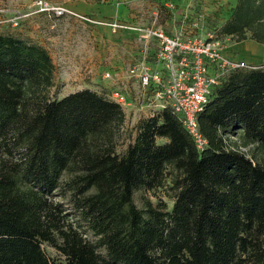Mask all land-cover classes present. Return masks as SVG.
<instances>
[{"label":"trees","instance_id":"obj_1","mask_svg":"<svg viewBox=\"0 0 264 264\" xmlns=\"http://www.w3.org/2000/svg\"><path fill=\"white\" fill-rule=\"evenodd\" d=\"M224 15L210 32L200 16L203 32L264 47V0ZM250 66L212 88L197 150L169 106L130 132L111 92L52 98L46 52L0 35V264H264V63ZM159 190L169 207L134 205Z\"/></svg>","mask_w":264,"mask_h":264},{"label":"rangeland","instance_id":"obj_2","mask_svg":"<svg viewBox=\"0 0 264 264\" xmlns=\"http://www.w3.org/2000/svg\"><path fill=\"white\" fill-rule=\"evenodd\" d=\"M234 2L235 0H0V35L12 36L46 52L53 66L52 88L49 90L52 98H60L84 88L97 93L116 90L126 95L130 105L123 109V114L125 128L131 132L137 119L167 106L164 100L154 98L152 94H143L134 79L125 77L123 66L121 76L111 72L113 62L118 61L123 65L121 61L126 58L129 41L127 35L130 32L128 30L133 28L132 23L136 26L132 30L136 31L150 27L157 29L158 24L166 21L167 17L177 15L179 19H174L172 25L178 27V23L189 22L197 36L200 31L204 34L200 16L207 18L204 29L210 32L211 28L223 22L226 17L224 12ZM58 10L59 15L56 14ZM156 10L158 16L154 14ZM159 30L163 32L160 27ZM142 35L144 34L140 32V36ZM151 40L154 39H141L146 45ZM218 41L224 54L232 60L248 65L264 63V47L250 40L236 43L231 38L223 37ZM137 43L140 42L136 41L138 48ZM152 47L157 48L156 41ZM169 194L168 190L153 193L138 191L133 194L132 200L140 208L145 200L152 202L160 198L169 207ZM43 249L47 256L55 255L52 249Z\"/></svg>","mask_w":264,"mask_h":264},{"label":"built area","instance_id":"obj_3","mask_svg":"<svg viewBox=\"0 0 264 264\" xmlns=\"http://www.w3.org/2000/svg\"><path fill=\"white\" fill-rule=\"evenodd\" d=\"M137 30L144 34V39L151 37L157 42L155 63L160 70L150 71L136 64L126 69V75L138 81L143 94H152L167 102L180 117L195 148L201 149L205 141L197 131L196 116L212 88L230 72L252 67L228 58L220 41L201 31L197 36L178 33L168 36L152 27ZM110 98L122 110L129 106L127 97L119 91H111Z\"/></svg>","mask_w":264,"mask_h":264},{"label":"crops","instance_id":"obj_4","mask_svg":"<svg viewBox=\"0 0 264 264\" xmlns=\"http://www.w3.org/2000/svg\"><path fill=\"white\" fill-rule=\"evenodd\" d=\"M145 14H146V12H145ZM154 14L157 16L159 15L157 13V10ZM174 19L178 20L179 18L177 15H172L170 17H167L166 21H163L162 24H160V23L158 24L157 29H159V27H160L163 30V33H165L166 35H169V36L177 34V32H180L181 34L188 36V34H191V32H193L192 31L193 30L192 24H190L189 22H188V24L187 23H185V24L178 23L179 24L178 27L173 26L172 21ZM141 20H143V19H141ZM143 21H145V19ZM132 25H133L132 29L136 28V26H134L135 24L132 23ZM132 29L128 30V31H130L128 33L129 36L127 35V37H129L128 46H127L128 51L126 53L125 60L121 61L123 63V65H120L118 63V61L113 62L112 65L110 66L111 72L113 74L117 73L118 76H121V74H122V72H121L122 67L121 66H123L125 69L124 70V75H125L126 69L131 67V66H134L136 64L144 65L150 71H159L160 66L156 65V63H155V51H156V49H154L152 47V45L155 46V41L151 40L150 44L146 45L145 43H143V41H141V39H143V35L140 36L141 31L139 32L138 30L136 31V29L135 30H132ZM178 29H180V30H178ZM136 41L140 42V44L137 43L138 48L136 47ZM124 63L126 64L125 66H124ZM125 77L129 78L126 75H125ZM131 79H134V78H131ZM135 81L138 83L137 80H135ZM147 95H149V94H147ZM127 100L129 101L128 105H130L129 98H127Z\"/></svg>","mask_w":264,"mask_h":264}]
</instances>
